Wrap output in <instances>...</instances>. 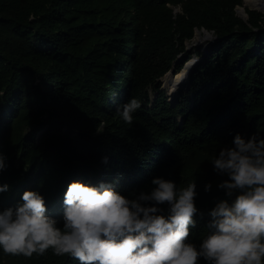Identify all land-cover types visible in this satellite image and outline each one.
Here are the masks:
<instances>
[{
  "label": "trees",
  "instance_id": "1",
  "mask_svg": "<svg viewBox=\"0 0 264 264\" xmlns=\"http://www.w3.org/2000/svg\"><path fill=\"white\" fill-rule=\"evenodd\" d=\"M242 3L0 0V183L10 185L0 209L36 189L60 219L73 180L131 195L150 190L155 176L178 187L195 179L200 212L189 239L198 245L209 209L232 199L211 160L236 132L264 136V14L243 19ZM198 29L216 40L195 52L189 87L171 98L166 78L184 68L179 55ZM132 97L141 105L129 123L117 106ZM0 264L80 262L51 248L31 256L0 249Z\"/></svg>",
  "mask_w": 264,
  "mask_h": 264
},
{
  "label": "clouds",
  "instance_id": "2",
  "mask_svg": "<svg viewBox=\"0 0 264 264\" xmlns=\"http://www.w3.org/2000/svg\"><path fill=\"white\" fill-rule=\"evenodd\" d=\"M140 105L132 97L117 109L131 123ZM211 162L215 172L228 177L217 187L232 199H220L209 209L208 231L198 245L189 239L200 212L195 179L178 187L155 176L150 190L131 195L110 182L73 180L60 219L47 214L40 191L26 189L15 205L0 209V249L31 256L51 248L80 264H201V258L208 264H264V136L236 132ZM6 167L0 153V172ZM211 187V182L204 185L205 191ZM9 188L0 183V192Z\"/></svg>",
  "mask_w": 264,
  "mask_h": 264
},
{
  "label": "rangeland",
  "instance_id": "3",
  "mask_svg": "<svg viewBox=\"0 0 264 264\" xmlns=\"http://www.w3.org/2000/svg\"><path fill=\"white\" fill-rule=\"evenodd\" d=\"M244 3H242L241 6H238L236 8V13L239 17L243 18V19H247L248 18V15H247V11L248 10H256V11H259L261 13L264 14V11H261L259 10L258 8H252V7H247L245 11H242L241 10V7L243 6ZM175 12H180V7H177L175 9ZM197 33H201V35L203 36V40L201 38H199L196 34ZM196 34L193 38V40L191 42H188L186 44V52L187 54L184 56L183 54H180L179 55V59L180 60H184L185 61V65L189 63V61H191L194 57H195V52L199 51V50H205L207 48V45L210 43L212 44L214 41V35L209 32V31H205L203 29H198L196 30ZM209 36V37H208ZM211 36V37H210ZM198 37V38H197ZM195 40L196 41H202L201 43H196L194 45H192L193 43H195ZM191 56L190 59H188V57ZM196 63V62H195ZM195 63L191 64L190 66L194 65ZM183 70H186L187 71V68H184ZM182 70V71H183ZM176 75V74H175ZM175 75L173 77H171V75L169 76L170 78V81L175 77ZM168 76V75H167ZM187 80V79H186ZM186 80L183 82V84L186 85ZM167 86H168V83H166ZM183 85L185 88H183L184 90L186 89V86ZM165 90V89H164ZM169 93V92H168Z\"/></svg>",
  "mask_w": 264,
  "mask_h": 264
},
{
  "label": "bare ground",
  "instance_id": "4",
  "mask_svg": "<svg viewBox=\"0 0 264 264\" xmlns=\"http://www.w3.org/2000/svg\"><path fill=\"white\" fill-rule=\"evenodd\" d=\"M243 3L244 4L241 7L242 11H245L247 7L258 8L259 10L264 11V0H243ZM196 35L203 40V36L201 35V33H197ZM201 42L202 41L200 40H195V43H193L192 45ZM185 73L186 70L180 71L175 75V77L171 81L169 78L170 75L166 78V83H168L169 95L171 98L175 97L179 93L180 89L182 90V88L184 87L183 85L185 84H183V82L186 80Z\"/></svg>",
  "mask_w": 264,
  "mask_h": 264
},
{
  "label": "water",
  "instance_id": "5",
  "mask_svg": "<svg viewBox=\"0 0 264 264\" xmlns=\"http://www.w3.org/2000/svg\"><path fill=\"white\" fill-rule=\"evenodd\" d=\"M203 30H205V31H207L206 29H203ZM195 34H196V32H195ZM216 40V37H214V39H213V41H215ZM210 45V43L207 45V47ZM195 57H199V56H196L195 55ZM200 57H199V59H197L196 60V63L194 64V65H192V66H189V63L188 64H186V65H184V68H187V71H186V73H185V76H186V88H188L189 87V83H190V80H189V75H190V73L192 72V70H193V67L200 61ZM183 68V69H184ZM182 69V70H183ZM181 70V71H182ZM168 75H171L172 77L175 75V73L174 72H170V73H168Z\"/></svg>",
  "mask_w": 264,
  "mask_h": 264
}]
</instances>
